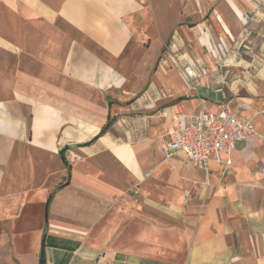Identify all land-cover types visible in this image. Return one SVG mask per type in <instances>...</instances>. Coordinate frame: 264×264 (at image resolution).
Instances as JSON below:
<instances>
[{
    "label": "crops",
    "instance_id": "crops-1",
    "mask_svg": "<svg viewBox=\"0 0 264 264\" xmlns=\"http://www.w3.org/2000/svg\"><path fill=\"white\" fill-rule=\"evenodd\" d=\"M248 31L264 0H0V264H264V57L251 108L200 82ZM224 106L258 134L230 166L164 157Z\"/></svg>",
    "mask_w": 264,
    "mask_h": 264
},
{
    "label": "built area",
    "instance_id": "built-area-1",
    "mask_svg": "<svg viewBox=\"0 0 264 264\" xmlns=\"http://www.w3.org/2000/svg\"><path fill=\"white\" fill-rule=\"evenodd\" d=\"M188 84L198 78L194 68L185 70ZM185 124L170 130L160 150L166 157L182 154L186 160L200 168L208 161L230 166V154L240 144L258 136L248 119L237 118L228 106L218 113L200 111L184 117Z\"/></svg>",
    "mask_w": 264,
    "mask_h": 264
},
{
    "label": "rangeland",
    "instance_id": "rangeland-1",
    "mask_svg": "<svg viewBox=\"0 0 264 264\" xmlns=\"http://www.w3.org/2000/svg\"><path fill=\"white\" fill-rule=\"evenodd\" d=\"M249 21V19L246 20L245 24H249ZM245 27L250 30L248 26ZM243 34V37H233L229 42L224 40L225 46H222L221 44L220 47L222 60H220L214 50H210L215 69H206L205 71L208 72L207 76L200 80V82L204 83L208 80L206 85L209 87L212 85L210 82L212 80L215 85V90L219 89L224 94L222 100H217L219 102L218 104H229L232 105L233 108L240 103L248 105L250 108L253 105L256 97V84L254 82L251 84L249 80L251 70L254 71V68H252L250 64L256 56H260V58L264 57V54L261 53L262 46H264V38L257 36V33H253L252 31ZM220 39L221 38L219 37H215V43L218 44ZM164 52L165 51L162 53V57ZM182 52L189 56L190 48L186 45L185 51ZM205 53L208 54V51L205 50ZM258 53H260V55H257ZM235 62L240 63L241 66H235ZM201 63L203 64V68H205L204 63ZM244 75L246 78H243ZM238 77H241L242 79ZM189 85L193 89L195 88L196 83ZM197 89L198 91H201L200 88L197 87ZM204 98L206 99L208 107H215L213 92H210L208 95L204 93ZM193 109L194 106L189 107V110ZM166 134L167 130H163L159 137V147H161L166 141Z\"/></svg>",
    "mask_w": 264,
    "mask_h": 264
},
{
    "label": "trees",
    "instance_id": "trees-1",
    "mask_svg": "<svg viewBox=\"0 0 264 264\" xmlns=\"http://www.w3.org/2000/svg\"><path fill=\"white\" fill-rule=\"evenodd\" d=\"M108 125H109V123L107 124V126ZM107 126L104 127V129L101 130L100 134H102L104 132V130H105V128H107ZM63 154H64V151L60 152V157L64 161ZM38 264H45V255H44V247H43V244H42V247H41V250H40V253H39V257H38Z\"/></svg>",
    "mask_w": 264,
    "mask_h": 264
}]
</instances>
